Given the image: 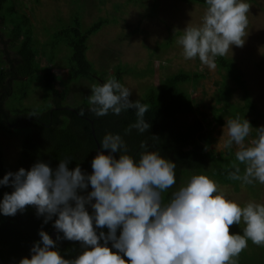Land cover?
Returning <instances> with one entry per match:
<instances>
[{"label":"clouds","instance_id":"9594fccd","mask_svg":"<svg viewBox=\"0 0 264 264\" xmlns=\"http://www.w3.org/2000/svg\"><path fill=\"white\" fill-rule=\"evenodd\" d=\"M203 3L200 22H188L175 44L184 60L215 70L218 57L244 45L251 5L248 0ZM131 95L129 87L109 76L90 86L87 111L103 117L132 110L135 120L124 135L133 129L143 134L150 128L144 118L149 106ZM223 129L221 146L235 147L225 178L241 188L264 185V126L253 128L237 115ZM253 132L255 138L249 140ZM98 143L91 173L79 164L69 168L71 160L64 158L54 168L37 161L0 178V186L12 188L0 198V215L14 216L32 206L43 224L52 221L57 233L52 239L39 230L30 258L17 264H238L249 242L264 247V202L250 198L238 203L204 174L191 175L165 201L164 193L176 184L175 162L150 150L145 140L133 156L120 133L105 132ZM233 225H242L241 232L230 231ZM62 240L78 242L79 254L61 255Z\"/></svg>","mask_w":264,"mask_h":264},{"label":"trees","instance_id":"16d2710c","mask_svg":"<svg viewBox=\"0 0 264 264\" xmlns=\"http://www.w3.org/2000/svg\"><path fill=\"white\" fill-rule=\"evenodd\" d=\"M14 1L0 0V25L8 27L5 36L16 54L15 60L7 62L8 67L4 60H0V133L9 134L15 129V132L21 131L23 134L19 158L13 170L6 169L0 147V178L21 167L28 170L37 161L46 162L54 168L58 160L64 158L71 160L69 168L79 164L83 171L91 173L90 162L96 154V142L105 132H113L123 136L133 156L140 151V141L145 140L150 150L158 149L162 156L176 163V184L164 193L165 201L183 180L186 182L193 174H204L220 185L238 189V182L225 178L230 163L234 161L233 150L215 155L204 120L190 117L195 114V103L185 86L195 87L202 74L179 70L162 80L158 86L147 87L139 99L149 106L144 118L150 123V128L143 134H137L133 129L124 135V129L135 120L132 110L122 112L119 116L109 114L95 117L84 108L87 104L73 109L62 106L66 98V86L60 93L53 87L56 79L52 73L53 63L60 47L68 51L64 62L67 84L79 80L91 84L103 83L107 79L101 77L94 68L87 58V51L88 39L108 21L98 18L82 29L80 17L73 14L70 24L52 33L44 44L48 48V58L47 65L41 66L42 55L34 44L30 18L24 13H17ZM186 1L205 7L203 0ZM216 63L220 82L210 111L212 121L220 124L223 118L226 121L239 115L247 119L252 127L256 126L255 117L259 114L245 90L241 72L226 56L218 57ZM150 72H135L125 65H116L109 76H114L122 83L125 75L139 78ZM37 83L42 84L48 97L53 95L51 102L47 103L45 98L44 106H24L23 101L31 94V86ZM234 89L242 91V104L231 101ZM82 108L85 109L84 115H80ZM261 117L264 126V115ZM11 191L10 186H0V198L5 192L10 194ZM42 221L43 217H37L32 206H25L22 213L17 212L14 216L0 215V258L14 264L20 258H30L29 249L34 241L39 240L38 231L42 229L50 235L53 229L52 221L47 224ZM58 248L65 258H74L81 251L78 242L66 240L60 241ZM238 264L241 262L238 261Z\"/></svg>","mask_w":264,"mask_h":264},{"label":"rangeland","instance_id":"374dc122","mask_svg":"<svg viewBox=\"0 0 264 264\" xmlns=\"http://www.w3.org/2000/svg\"><path fill=\"white\" fill-rule=\"evenodd\" d=\"M249 24L248 35L242 47H232V54L226 55L241 72L245 90L259 115L257 128L263 126L264 115V0H248ZM17 13L26 14L33 27L34 44L40 54L41 66L47 65L48 48L44 47L50 35L60 27L68 26L73 14L80 17L82 29H86L98 18L108 21L100 31L88 39L87 58L104 79L108 78L116 65H125L136 72H148L144 77L124 76L122 84L132 90L130 99H139L144 90L156 87L166 77L179 70L202 74L195 87L185 86L195 103V114L190 117L204 120V127L210 132L211 147L214 154H223L224 118L218 124L212 121L211 109L217 91L220 75L215 70L201 66L198 60H184L181 49L175 44L188 22L199 23L204 6L189 3L186 0H15L13 4ZM8 27L0 25V60L6 63L16 59L14 48L8 43ZM43 52V54H42ZM68 56L67 49L60 47L53 63L55 75L53 87L60 93L66 86V98L62 106L70 109L87 104L90 82L79 80L66 83L67 71L64 62ZM8 67V63L7 66ZM97 81H99L97 79ZM53 97L46 94L41 83L31 86V94L23 101L24 106H44ZM233 103L242 104L243 93L234 89L231 97ZM216 107V106H215ZM87 109V107H84ZM16 128V127H14ZM22 132L9 131L0 133V147L4 165L8 171L15 168L19 158ZM255 138V132L249 140ZM247 143V141H246ZM233 154L235 147H233ZM183 180L180 184L183 185ZM226 196L238 203L255 199L264 202V185L247 186L236 190L232 186L220 185ZM242 225H233L230 231L241 232ZM241 264H263L264 247L251 242L239 255Z\"/></svg>","mask_w":264,"mask_h":264},{"label":"water","instance_id":"95a60500","mask_svg":"<svg viewBox=\"0 0 264 264\" xmlns=\"http://www.w3.org/2000/svg\"><path fill=\"white\" fill-rule=\"evenodd\" d=\"M91 134L94 137V131L93 129H91ZM99 148V144L96 142V150ZM87 207V206H86ZM88 210H91L90 208ZM56 231L54 230V228L52 229L51 233H50V238L55 239L56 236ZM0 264H14L8 260H3L0 258Z\"/></svg>","mask_w":264,"mask_h":264}]
</instances>
